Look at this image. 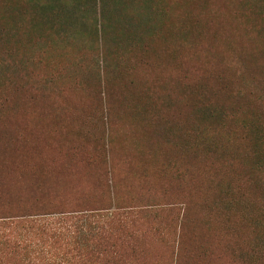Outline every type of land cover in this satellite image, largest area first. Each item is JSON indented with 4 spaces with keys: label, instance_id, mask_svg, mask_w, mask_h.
Returning a JSON list of instances; mask_svg holds the SVG:
<instances>
[{
    "label": "rangeland",
    "instance_id": "obj_1",
    "mask_svg": "<svg viewBox=\"0 0 264 264\" xmlns=\"http://www.w3.org/2000/svg\"><path fill=\"white\" fill-rule=\"evenodd\" d=\"M0 264H264V0H0Z\"/></svg>",
    "mask_w": 264,
    "mask_h": 264
},
{
    "label": "trees",
    "instance_id": "obj_2",
    "mask_svg": "<svg viewBox=\"0 0 264 264\" xmlns=\"http://www.w3.org/2000/svg\"><path fill=\"white\" fill-rule=\"evenodd\" d=\"M60 218H63V220L60 219ZM60 218H54V219H43L42 218L43 221L41 219H36V220L40 221V222H43V224H42L43 230H48L49 232H52V235L55 234L57 237H60V236H71V240H73L75 244L76 243H78V244H77V246H75L72 249L71 252H70L69 246H68V250L67 251H65V249H64L63 253L70 252L69 255H63V256H65L67 258L66 260H64V263H79V262H73V260H75L76 256H78V258H81V257L85 256V251L81 252L82 243L80 242L81 235L83 233V236H84L85 232L82 231L83 228L82 229H78L79 226L75 224V221H72V222L68 221V218H76V219H78L79 216H70V217H68V216H63L62 215V216H60ZM114 218L115 217L112 218L109 215L108 219H104L103 220L106 223V225H103V226L102 225L101 226H99V225L98 226L90 225V229L88 231L89 232L88 235L91 234L92 231L95 229L93 237H92L93 238V241H92L93 244L95 242V245H97V246L100 245V244L103 245V243H105L107 240L110 239L111 234L109 236V232L106 229V226L111 228V226L114 225ZM36 220L33 219L32 221H36ZM118 220H120L122 222L121 217ZM115 224H116V222H115ZM117 224H116V227H117ZM98 227H100V230H98ZM113 229H112V234H113ZM79 230H81V231H79ZM77 235L79 236L80 239L77 238ZM80 244H81V246H80ZM103 248H107V246L104 245ZM87 252L88 251H86V253ZM48 253H50V251H48V249H46V248H44L43 251L41 250V254H43L45 257H46V255ZM43 255H41V257H43ZM77 261H80V260H77ZM26 262L30 263V262H32V259L28 258ZM54 262L55 263H60V262H58L56 260H54Z\"/></svg>",
    "mask_w": 264,
    "mask_h": 264
}]
</instances>
